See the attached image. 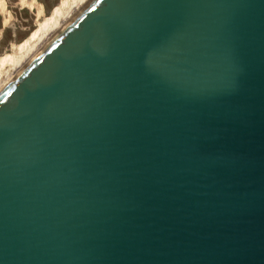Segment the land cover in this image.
<instances>
[{
  "label": "water",
  "instance_id": "obj_1",
  "mask_svg": "<svg viewBox=\"0 0 264 264\" xmlns=\"http://www.w3.org/2000/svg\"><path fill=\"white\" fill-rule=\"evenodd\" d=\"M0 264H264V0H90L0 90Z\"/></svg>",
  "mask_w": 264,
  "mask_h": 264
},
{
  "label": "rangeland",
  "instance_id": "obj_2",
  "mask_svg": "<svg viewBox=\"0 0 264 264\" xmlns=\"http://www.w3.org/2000/svg\"><path fill=\"white\" fill-rule=\"evenodd\" d=\"M66 1L70 4L73 0ZM63 2V0H0L2 7H0V60L7 58L6 56L17 55L16 47L26 42L29 36L39 32L43 23L52 20L55 13L53 11L60 10L63 15L67 14L69 5H63ZM29 46L30 49L33 47ZM18 57L20 60L21 54ZM7 66L10 67V64H4L2 68L0 66L1 81L5 79L6 71L10 70Z\"/></svg>",
  "mask_w": 264,
  "mask_h": 264
},
{
  "label": "bare ground",
  "instance_id": "obj_3",
  "mask_svg": "<svg viewBox=\"0 0 264 264\" xmlns=\"http://www.w3.org/2000/svg\"><path fill=\"white\" fill-rule=\"evenodd\" d=\"M63 5L67 4L68 2L66 0H63ZM90 0H73L70 1V4H67L66 6L69 5V11L67 14L63 15L59 11H53L55 12L53 14L52 20L49 22L43 23L41 27L39 28V32L34 33L33 35L29 36L30 38L16 47V51L18 49V54L15 55L14 57L11 56H6L7 58L1 59L0 60V66L4 64H10V70L6 71L5 79L2 81L0 80V90L6 85V83L11 80L15 75H17L29 62L30 60L42 49L44 48L50 41L51 39L59 32L61 31L66 24H68L71 19L89 2ZM2 3V2H1ZM0 3V7H1ZM62 5V6H63ZM61 6V7H62ZM2 8V7H1ZM58 10V9H56ZM47 21V20H46ZM45 22V21H44ZM41 34L42 36H39ZM36 41V42H35ZM33 42H35L33 44ZM29 45H33V47L30 49ZM21 54V59L19 60L18 55ZM7 68V69H8ZM3 71H1L2 73ZM3 76V75H2Z\"/></svg>",
  "mask_w": 264,
  "mask_h": 264
}]
</instances>
